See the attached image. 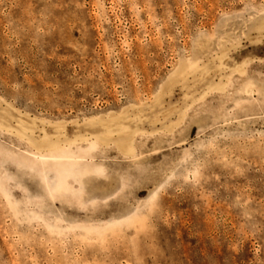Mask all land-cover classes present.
I'll list each match as a JSON object with an SVG mask.
<instances>
[{"label": "rangeland", "instance_id": "1", "mask_svg": "<svg viewBox=\"0 0 264 264\" xmlns=\"http://www.w3.org/2000/svg\"><path fill=\"white\" fill-rule=\"evenodd\" d=\"M0 264H264V0H0Z\"/></svg>", "mask_w": 264, "mask_h": 264}]
</instances>
